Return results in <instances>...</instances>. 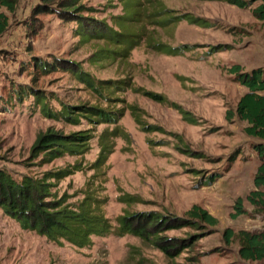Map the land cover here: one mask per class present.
<instances>
[{
	"label": "rangeland",
	"instance_id": "rangeland-1",
	"mask_svg": "<svg viewBox=\"0 0 264 264\" xmlns=\"http://www.w3.org/2000/svg\"><path fill=\"white\" fill-rule=\"evenodd\" d=\"M62 2L20 0L16 12L2 10L9 28L0 38V170L20 182L69 168L73 174L54 190L73 209L91 191L114 228L123 216L183 218L194 206L219 225L168 232L185 240L200 236L169 259L132 234L93 236L85 248L59 244L0 209V264H264L241 260L239 246L224 240L226 229H264V215L247 199L262 163L254 146L264 141L247 136L238 117L227 119L247 91L233 66L264 68V22L252 14L260 3L241 10L219 0H82L66 14ZM41 8L49 11L38 13ZM39 61L49 69L35 68ZM79 68L112 89L93 91L77 79ZM44 102L52 114L98 106L120 117L115 125L86 117L71 123L47 116ZM116 128L122 135L110 140L114 151L97 170L101 137ZM50 130L88 132L89 148L51 163L43 154L35 158V142ZM239 200L249 214L234 219Z\"/></svg>",
	"mask_w": 264,
	"mask_h": 264
},
{
	"label": "trees",
	"instance_id": "trees-1",
	"mask_svg": "<svg viewBox=\"0 0 264 264\" xmlns=\"http://www.w3.org/2000/svg\"><path fill=\"white\" fill-rule=\"evenodd\" d=\"M45 1L48 3L53 0ZM80 1L82 0H67V2L60 3L58 7L63 9L61 12L68 14V11ZM219 1L226 2L241 10H246L250 6L260 3L254 9L252 8V14L257 20L264 22V0ZM19 3L20 0H0V38L9 28V18L2 10L14 13L18 9ZM47 11L49 10L41 8L38 13ZM83 35L85 36L86 32ZM120 49L124 51L125 47ZM34 67L47 71L49 64L39 61L34 63ZM73 72L78 80L101 95H103L105 89H112L109 83H96V81L91 80V75L85 73L81 68L73 70ZM231 74L236 76V80L247 91L240 98L236 112H228L227 119L232 120L235 116L238 117L241 121L247 123L244 128V133L247 136L264 141V68L245 72L242 66L235 65L231 70ZM146 95L159 103H169L162 95L151 92H146ZM76 109L78 110L74 112V108L66 106L59 113L52 114L53 112L47 108L45 102L43 106V112L47 116L56 119H59L60 116V118L71 123L86 117L90 120L96 119V122L100 124L115 125L120 117L119 112L107 111L98 106L89 107L88 109L76 107ZM121 135L119 128H116L112 133L106 131L101 137V153L94 164L97 170H101L106 165L114 151V143L111 144L110 140ZM91 137L88 132L66 135L50 130L38 137L32 148V154L35 158L43 154V161L47 163L67 155H83L89 148ZM254 147L262 163L258 167L254 179L255 189L250 192L247 199L253 206L255 214L264 215V144L259 143ZM80 167L81 165L78 164L74 166V169L80 170ZM71 174H73V171L69 168L59 169L54 172H46L43 177L26 176L19 182L9 173L0 170V209L20 223L24 229L35 231L59 244L66 241L79 248H85L92 245L93 236H104L110 233H115L118 236L132 234L146 242H150L154 248L169 259H176L184 251L192 248L200 236H193L185 240L171 238L166 235L168 232L181 231L185 228L200 231L203 226L215 228L219 225V220L207 210L200 206H194L183 218H172L153 212L123 216L118 221L119 227L114 228L110 220L99 210L97 203L100 200L95 198L91 191L87 193L81 204L73 209L66 204V198L59 196L58 192L54 190L56 182ZM220 178L219 174L211 175L205 180V183L208 185ZM237 205L234 219L249 214L245 210L242 200H239ZM224 240L227 245L237 244L239 246L238 255L241 260L245 262H264V229L259 231L240 230L238 232L226 229Z\"/></svg>",
	"mask_w": 264,
	"mask_h": 264
},
{
	"label": "crops",
	"instance_id": "crops-1",
	"mask_svg": "<svg viewBox=\"0 0 264 264\" xmlns=\"http://www.w3.org/2000/svg\"><path fill=\"white\" fill-rule=\"evenodd\" d=\"M259 36H262L263 37L264 36V33H263V35H259Z\"/></svg>",
	"mask_w": 264,
	"mask_h": 264
}]
</instances>
